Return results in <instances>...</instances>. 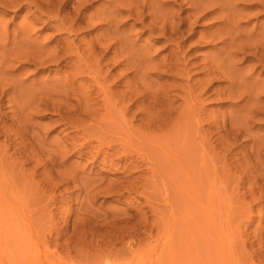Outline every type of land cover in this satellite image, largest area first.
<instances>
[{"label": "rangeland", "instance_id": "374dc122", "mask_svg": "<svg viewBox=\"0 0 264 264\" xmlns=\"http://www.w3.org/2000/svg\"><path fill=\"white\" fill-rule=\"evenodd\" d=\"M12 1L0 6V264H264V7L235 0L233 56L231 40L210 41L227 26L190 1L165 5L186 23L172 42L123 13L119 54L96 75L99 27L57 45L66 34ZM62 46L79 48L81 71Z\"/></svg>", "mask_w": 264, "mask_h": 264}, {"label": "bare ground", "instance_id": "6f19581e", "mask_svg": "<svg viewBox=\"0 0 264 264\" xmlns=\"http://www.w3.org/2000/svg\"><path fill=\"white\" fill-rule=\"evenodd\" d=\"M70 1L71 0H26L25 4H26V6L29 7V13L32 16L31 22H34L36 20L42 21V19L45 18V19H47L48 24L51 25V27L54 28L56 31H58V33L60 35L66 34V38H64V39L62 38V39L57 40V43H56L57 45H59L61 43H67L68 45H73L74 42L78 38L77 30L75 31L74 29L84 30L87 27H94V26L99 27V30H100L98 32L99 34L94 36V39L89 43V46H88L89 49H87L90 51V54L88 53V55H90L93 58L94 65L93 66H90V65L87 66L85 64L87 68H91V70L93 68L94 71L93 70L92 71L95 72L96 75L101 74L100 73L101 68H99V67H101L100 63H101L102 59H104V57L107 56L111 52L112 49L118 51V54H119V50L117 49L116 43H118L120 41V37L124 32V31L122 32L123 29H121L120 28L121 26L119 25V23L121 22L120 15H122L123 13H127L130 16H137V17L142 16L143 21H146V19H149V23L148 24L145 23L143 27L149 31H152V32L158 31L161 35V36L159 35L161 39H166L167 41H170V42H172L174 40V39H172V37H175V36L177 37V35L182 36V35H184L183 33H185L183 28H182V26H184L186 24L185 21L181 20V22L179 21L178 23L177 22L175 23V21L170 20V19H172L171 18L172 16L170 17L171 13L169 14L170 9L168 10V8L165 6V5L169 4L170 0H109V5L107 4L108 6H106V7L103 6L102 10H95L94 11V9H93L92 14H89V15L85 14L83 11L87 9L91 0H77L76 1V5H77L76 7H74V4H72L70 6L69 5ZM187 1L192 2L191 8L195 12H197L199 9H204L207 12L203 15V17L206 15H210V17H211L210 19L215 20L214 23L221 22L222 24L225 25V27L227 26V28H226L227 30L224 31L225 33L223 35H222L223 31L220 32L221 35L215 33L216 31L214 33L212 32L209 35L210 39H211L210 41L215 42L216 40H221L222 41L221 43H224L223 41L225 39H227L228 42H230L229 40H231V42L228 43V45L226 44V46H229V49L232 50V52L230 50L228 53L231 56H233V54H235V52L237 53V50L242 52L243 47L242 48L238 47L242 50L237 49L235 52L233 51V48H234L233 46H238L235 43H233L235 40L234 35L237 34V33H235V32H237L236 29H234L236 31H233V25H232L233 20H234V18H233L234 14L232 15V10H233V12L236 11L235 10L236 8L233 9V7H235V5H236L235 0H214V2H212L213 0H210L211 1L210 3L208 1L209 4L206 2H204V4H202V1H204V0H187ZM232 1H234V3H232ZM238 1L242 2L244 5L246 4L245 6H249V7H252V6L253 7H258V6L264 7V0H238ZM238 1L236 0L237 3H238ZM12 3H13L12 0H0V6H2V7H6L8 5L12 6L13 5ZM45 7L48 8V11L44 10ZM22 8H24V7H20V8H18V10H20ZM51 12H55V15L49 16L48 14H50ZM235 20H237V19H235ZM43 22H45V21H43ZM234 25L236 26V23H234ZM225 27L223 26V28H225ZM239 31H241V30H239ZM5 33H3V34H5ZM239 34H240V32H239ZM123 36H125V34H123ZM239 36L240 35H237L236 37H239ZM247 36H248V34H247ZM262 36H264V35H262ZM3 37L4 36L1 37V41H2ZM250 37H252V36H250ZM250 37H249V39H250ZM5 38H6V35H5ZM238 39L240 40V38H238ZM23 40L25 41V39H23ZM246 40H248V39H246ZM20 41H22V40H20ZM71 41L73 44L70 43ZM242 41H244V40L242 39ZM250 41H252V40H250ZM3 42L4 41H2V43ZM235 42H237V41H235ZM244 42H246V41H244ZM255 42H256V40H255ZM260 43H261V41H260ZM262 43H264V42H262ZM252 44H253V42H252ZM2 46H4V45H2ZM6 46H8V45H6ZM247 46H245V50H246ZM257 46H259V44ZM10 48H11V46H10ZM255 48H256V46H255ZM15 49H16V47H15ZM17 49H20V48L17 47ZM27 49H29V47ZM60 49H61V52L64 56L69 55V57H72V56L76 57V62H78L77 63L78 65L80 64L79 61H81L83 59V55L79 52V48H75L74 52L68 46L67 47L62 46ZM229 49H226V50H229ZM248 49H247V51H248ZM250 49H251V46H250ZM262 49H264V48H262ZM262 49L259 50V48H258V50L260 52ZM6 50H7V48H6ZM6 50H5V53L8 56L9 53L6 52ZM253 50H255V49L253 48ZM15 51L13 52L12 55H14V53H17ZM19 52H18V54H20ZM262 52H264V51H262ZM10 53H12V52H10ZM113 53H116V52H113ZM243 53H245V51ZM247 53H245V54H247ZM258 53L259 52H257L256 54L258 55ZM18 54L16 57H18ZM24 54H26V53H24ZM251 54H253V52H251ZM2 55H1V57L4 58V56H2ZM21 55H19V56H21ZM7 56L5 57L6 62L9 61V59H8L9 57L12 58V56H9L8 58H7ZM84 56H86V55H84ZM24 57H25V55H24ZM175 57H178V56H175ZM177 59L174 58L173 62ZM1 60L3 61V59H1ZM111 62H113V60ZM226 62H227V60H226ZM112 64H114V63H112ZM78 65H74L75 66L74 69H76L77 71H81L83 68H82V66H80V65L78 66ZM85 65H84V67H85ZM176 66H177V64L175 65V64H171V63L168 65V67L170 69H174ZM228 66H230V65H228ZM102 68H104V67H102ZM76 70H74V71H76ZM85 70H87V69H85ZM211 70H210V73H211ZM215 71L217 73L222 72V71H217V68ZM224 72H226V71H224ZM95 73H94V75H95ZM212 73H213V71H212ZM229 74H231L230 71H229ZM209 75H211V74H209ZM213 75H214V73H213ZM218 75H220V74H218ZM218 75H216V77ZM222 75H223V73H222ZM223 77H225V73H224ZM99 78H101V76ZM225 78H227V75ZM228 78H230L229 75H228ZM93 79H94V77H93ZM214 79H215V75H214ZM232 80H233V77H232ZM93 81L95 83L97 82L96 80H93ZM99 82L96 84L98 85ZM231 84H232V81H231ZM99 87H101V86H98V88ZM231 93H233V92H231ZM2 94L6 95L5 92H3Z\"/></svg>", "mask_w": 264, "mask_h": 264}]
</instances>
